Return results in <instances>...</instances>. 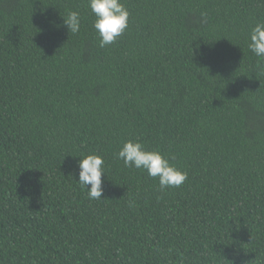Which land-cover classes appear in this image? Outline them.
I'll return each mask as SVG.
<instances>
[{
  "label": "trees",
  "instance_id": "obj_1",
  "mask_svg": "<svg viewBox=\"0 0 264 264\" xmlns=\"http://www.w3.org/2000/svg\"><path fill=\"white\" fill-rule=\"evenodd\" d=\"M122 2L101 48L87 0H0V264H264V59L247 46L264 0ZM127 140L186 181L126 167ZM87 154L100 200L76 181Z\"/></svg>",
  "mask_w": 264,
  "mask_h": 264
},
{
  "label": "clouds",
  "instance_id": "obj_2",
  "mask_svg": "<svg viewBox=\"0 0 264 264\" xmlns=\"http://www.w3.org/2000/svg\"><path fill=\"white\" fill-rule=\"evenodd\" d=\"M87 7L94 16L92 27L99 38L101 48L113 44L128 27L129 12L122 0H87ZM64 24L73 34L80 31V15L76 11L63 17ZM248 49L258 58L264 59V22H257L248 34ZM126 167L146 171L157 178L161 191L169 187H180L187 179V173L170 164L158 150H146L139 140L123 142L114 154ZM78 179L82 189L87 190L90 200H100L103 195L102 174L104 160L98 154L79 156ZM90 186V187H89Z\"/></svg>",
  "mask_w": 264,
  "mask_h": 264
}]
</instances>
